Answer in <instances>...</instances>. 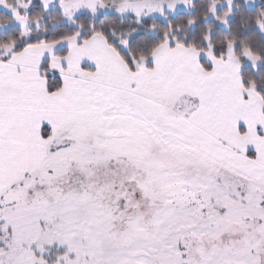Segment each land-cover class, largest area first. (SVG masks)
<instances>
[{
	"label": "snow or ice",
	"instance_id": "obj_1",
	"mask_svg": "<svg viewBox=\"0 0 264 264\" xmlns=\"http://www.w3.org/2000/svg\"><path fill=\"white\" fill-rule=\"evenodd\" d=\"M0 264H264V0H0Z\"/></svg>",
	"mask_w": 264,
	"mask_h": 264
}]
</instances>
